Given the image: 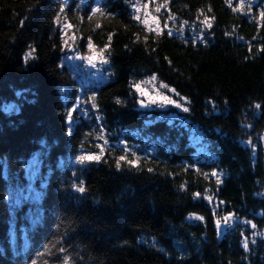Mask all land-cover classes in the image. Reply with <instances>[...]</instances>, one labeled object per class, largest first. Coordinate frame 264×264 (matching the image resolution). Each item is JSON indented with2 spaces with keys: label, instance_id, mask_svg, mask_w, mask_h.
I'll return each mask as SVG.
<instances>
[{
  "label": "trees",
  "instance_id": "16d2710c",
  "mask_svg": "<svg viewBox=\"0 0 264 264\" xmlns=\"http://www.w3.org/2000/svg\"><path fill=\"white\" fill-rule=\"evenodd\" d=\"M262 12L0 0V264H264ZM153 76L188 111L142 106Z\"/></svg>",
  "mask_w": 264,
  "mask_h": 264
},
{
  "label": "rangeland",
  "instance_id": "374dc122",
  "mask_svg": "<svg viewBox=\"0 0 264 264\" xmlns=\"http://www.w3.org/2000/svg\"><path fill=\"white\" fill-rule=\"evenodd\" d=\"M143 5L144 4L142 2L138 3V7L142 10V12H144V14L147 13V15H146L147 18L150 21L154 22L153 23L154 26L157 27V25H158L157 28H159L160 24L156 21L157 17L155 16V14L150 10L148 5H147V8L143 7ZM96 53L97 52L94 51L91 55L87 56V57H91V63L89 62L88 59H85L81 65V66H83L84 69H86V71L88 73H91V71H94V70H98L99 65L101 64V58ZM93 65H95V66L93 67ZM161 85L162 84H160V85L157 84L154 80L145 81L142 85H140V89L144 92V95H141V91H140V95H141L140 103L143 102L144 105H149V107H157V106L160 107L158 104H150V99H153V98L159 99V95L162 94V95L167 96L170 99L176 101L177 103H179L181 105V107H176L175 104L165 105L164 108H166L169 111V114L174 115V116H177V115L182 116V114L180 112V111H183V109H184V106L182 104V100L175 99L172 96V94L168 92V91L172 92V90L170 88H169V90H166L164 87H161ZM141 105H142V103H141ZM173 107L176 110H173ZM193 138L198 144L202 139L201 132L195 127H193ZM263 139H264V137H263ZM199 148L203 149L201 144H200ZM225 217H228L229 219H228L227 223H225V221L223 220V222L220 224L222 228L224 226H226L227 224L234 222L232 215H226Z\"/></svg>",
  "mask_w": 264,
  "mask_h": 264
},
{
  "label": "snow or ice",
  "instance_id": "6c2138e0",
  "mask_svg": "<svg viewBox=\"0 0 264 264\" xmlns=\"http://www.w3.org/2000/svg\"><path fill=\"white\" fill-rule=\"evenodd\" d=\"M241 2H242V0H241ZM164 6H166V4H165ZM143 7L147 8V4L143 5ZM236 10H237L236 8H233V11H236ZM60 11L63 12L64 9L61 8ZM136 11H137V13H139V12H140V8L137 7ZM156 11H157V12L160 11V6H158V7L156 8ZM92 12H93V15H95V14H97V13H99L100 15H104L103 9H102V8H99V7L93 8V9H92ZM145 15H147V13H146ZM261 16L264 17V12L261 13ZM89 18H91V17H89ZM135 18L138 19V20L140 19L139 15H137ZM171 19H174V17H171ZM141 22L144 23L145 25L148 24L147 19H145V20H143V21H141ZM97 26H99V25H97ZM166 26H167V25H165V27H166ZM208 26L210 27L211 25L209 24ZM157 27H158V25H157ZM149 30L151 31V30H153V29L150 28ZM157 34H159V33H157ZM169 34H171V33H169ZM109 40H111V36H109ZM89 47H90V48L92 47L90 41H89ZM101 51H103V50H101ZM28 55L30 56L31 53H29ZM83 59H88L89 62L91 63V57H84ZM103 62L106 63L107 61H103ZM94 66H95V65H93V67H94ZM155 79H156L155 76L151 77V80H155ZM135 87L137 88V91H141V95H144V92L140 89V85H136ZM161 87L166 88L167 85H161ZM172 91H174V90H172ZM141 103H142V106H149V105H144L143 102H141ZM150 104H158L160 107H164V106L167 105V104H175L176 107H181V105H180L179 103H177L176 101H174V100L170 99L169 97L164 96V95H162V94L159 95V99H155V98L150 99ZM257 107H259V105H257ZM184 111H188V109H187V108H184ZM98 159H99V156H81V157L79 158V162H80V163H85V162L88 161V160H98ZM124 159H126L124 156H121V157H120V160H124ZM128 162H129V163H133L132 161H128ZM117 166L119 167V163L117 164ZM213 175H216V174L213 173ZM218 182H219V181H218ZM78 191L83 192V191H84V188H83V187H80V188L78 189ZM196 195H199V193H197ZM209 199H210V198H209ZM201 219H202V218H201ZM228 219H229L228 217H225V218H224L225 223H227ZM217 223H218V225H219V221H218ZM244 247L247 248V242H245ZM61 251H63V249H61ZM67 259H68V258L65 257V264H67Z\"/></svg>",
  "mask_w": 264,
  "mask_h": 264
}]
</instances>
